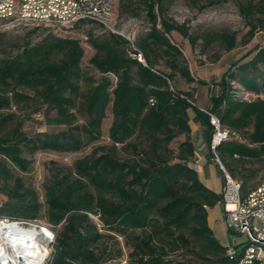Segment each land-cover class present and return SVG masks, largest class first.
<instances>
[{
	"label": "trees",
	"instance_id": "obj_1",
	"mask_svg": "<svg viewBox=\"0 0 264 264\" xmlns=\"http://www.w3.org/2000/svg\"><path fill=\"white\" fill-rule=\"evenodd\" d=\"M118 1L128 18L139 17L140 9L131 8L132 0ZM137 1L150 26L134 41L143 63L131 58L135 52L124 38L90 22L71 28L90 24L104 31L98 37L88 32L83 39L93 51L87 69L81 67L83 40L73 37L47 35L12 56L0 57V179L4 183L0 195L5 197L0 219L49 224L54 241L47 264H117L111 262L115 257L108 255L101 242L105 236L101 230L132 240L127 242L130 253L123 264H191L165 259L166 248L188 245L182 235H176L185 228L209 256L206 262L236 264L237 259L226 256L225 247L207 226V212L218 205L220 195L206 189L191 167L194 147L188 112L192 111L193 121L204 129L211 159L212 130L203 110L217 116L222 129L237 136L216 148L217 158L225 172L240 182L242 195L253 190L263 176L251 185L253 172L244 175L241 171L245 163L264 162V100L238 98L232 85L264 96V47L228 69L218 83L220 93L209 98L210 107L199 109L192 92L172 86L175 76L188 84L197 80L171 33L185 39L191 49L199 46L201 53L213 45L230 52L238 45L236 34L225 30L190 34L185 25L165 19L175 0ZM236 2L247 27L239 43L246 46L263 24L256 16L264 15V0ZM213 4L214 0H209L200 9ZM160 59L168 73L156 69ZM107 110L112 116L110 144L94 148L75 161L72 169L55 171L42 185L43 202L19 178L6 185L11 180L7 165L27 171L23 149L30 155L39 151L69 153L97 142ZM39 114L41 121L34 118ZM27 121L62 126L63 130L28 137L20 131ZM178 137L182 140L170 148ZM119 150L122 157H118ZM117 256L121 257L120 251Z\"/></svg>",
	"mask_w": 264,
	"mask_h": 264
},
{
	"label": "rangeland",
	"instance_id": "obj_2",
	"mask_svg": "<svg viewBox=\"0 0 264 264\" xmlns=\"http://www.w3.org/2000/svg\"><path fill=\"white\" fill-rule=\"evenodd\" d=\"M209 0H175L168 8L165 19L168 22H174L183 24L186 26L190 34H197L205 30H225L228 32H234L236 34L238 45L230 52H225L218 45H213L205 53L200 52V47L191 49L190 45L185 39H182L177 33H171V40L176 43L183 52L186 59L188 68L197 81H204L207 85H199L197 81L193 83H186L179 76H175L172 81V86L177 91H190L194 95L195 92L199 93L200 99H209L211 96L218 95L220 93L219 81L221 76L228 70L234 69L235 63H244L249 57L247 54L252 53L256 48L264 47V15L259 17L263 24L256 30L253 40L246 46L240 45L242 36L247 32V27L242 16L239 13L236 0H214V4L201 10L200 8L208 3ZM132 9H140V15L138 18H128L127 15L121 11L119 1L116 0L112 19L109 24L110 31L121 36L122 38L128 37L130 39L137 40L142 37L149 29V24L145 16V10L137 0L131 1ZM33 28H37L34 32H31ZM90 32L94 37H98L103 34V30L96 25H79L73 29H57L49 26H16V27H0V34L2 35L0 41V57L12 56L18 50H20L26 44H35L39 40L43 39L47 35H54L56 37H73L80 39L81 41ZM84 54L81 61L82 69L88 68V60L92 56L93 51L90 46L83 40L81 42ZM156 69L165 73L168 70L165 68L164 60L160 59ZM112 81L113 76H110ZM233 84V83H232ZM232 88L238 90L237 96L240 97V89L237 85H232ZM20 91V90H18ZM195 104V100L193 98ZM23 108V105L19 106ZM44 109V108H43ZM17 110V109H16ZM28 111V110H26ZM21 111L19 113H23ZM2 114V113H0ZM49 117H53L54 114L50 112ZM42 114L35 115L34 118L41 121ZM112 121L110 110H107L106 117L103 120L101 127V138L92 145L82 148L78 152H36L30 155L25 149L22 150L21 157L27 162V171L20 172L11 165H7L11 172V180L6 185H11L13 180L19 178L22 181L24 187H28L35 191L38 200L43 202V190L42 185L49 180L55 171L60 169H72L75 161L88 156L92 150L96 147H106L110 144L108 138V129ZM10 124L7 127L5 133L10 130ZM63 130L62 126L46 125L44 123L37 124L36 122H25L21 128V133L28 137L34 136L36 133L55 134ZM182 140V137L176 138L170 145V148H175L177 144ZM123 152L118 151V157H122ZM242 173L244 175L251 176L250 184L253 185L259 182L264 174V162L263 163H245L242 165ZM238 179V178H236ZM240 180V179H238ZM237 181V180H236ZM240 183L239 181H237ZM3 181L0 179V186L3 185ZM5 200L3 195H0V205ZM215 208H211L208 211V215L212 216L215 213ZM92 221L98 224L97 218L92 217ZM24 223V222H22ZM35 225L37 227H44L52 233V228L44 220H40L36 223H24ZM99 227V226H98ZM103 235L102 244L106 247L108 255L115 257L112 263H122L125 256L130 253V248L127 242H131V239H125L122 237L109 236L106 232L101 230ZM53 234V233H52ZM212 234L214 239L223 247L236 246L242 248L245 245V235H238L229 232L225 226L223 219H217L212 225ZM137 235L134 234L133 236ZM176 235H182V237L188 242L186 247L178 245L173 249H167V256L165 259L172 263H191V264H209L206 259H210L209 256L203 252L201 244L191 235L190 229L185 228L181 232H177ZM111 237V238H110ZM52 241V242H51ZM53 239L43 241L48 253L43 264H47L52 252ZM118 251L121 252V257H118Z\"/></svg>",
	"mask_w": 264,
	"mask_h": 264
},
{
	"label": "built area",
	"instance_id": "obj_3",
	"mask_svg": "<svg viewBox=\"0 0 264 264\" xmlns=\"http://www.w3.org/2000/svg\"><path fill=\"white\" fill-rule=\"evenodd\" d=\"M115 0H0V27L16 26H49L57 29H70L79 22H90L109 29ZM114 33L113 31H111ZM132 51L134 39L124 38ZM137 60L138 55L130 54ZM209 121L212 133L210 138V151L213 153V145H220L223 139H237L234 133L222 129L219 118L210 111L203 110ZM223 174L224 186L220 193L218 205L221 207L222 219L229 232L245 235L248 239V247H226V256L232 260L237 259L236 264H264V242L260 241L259 250H250V241L264 240V208L253 213V220L243 221L244 211L235 210V183L229 175L223 173V168L214 161ZM249 202L255 198H264V175L260 183L250 192ZM0 222L10 223L8 219H0ZM241 224H245L241 229ZM241 229V231H240ZM252 237V238H251ZM54 239V237H53Z\"/></svg>",
	"mask_w": 264,
	"mask_h": 264
},
{
	"label": "bare ground",
	"instance_id": "obj_4",
	"mask_svg": "<svg viewBox=\"0 0 264 264\" xmlns=\"http://www.w3.org/2000/svg\"><path fill=\"white\" fill-rule=\"evenodd\" d=\"M133 48L135 55H138V59L143 63L141 54L136 53V48ZM243 100L259 98L264 100L263 95L249 94L240 90V97ZM220 125V121H219ZM221 126V125H220ZM229 139H223L224 142ZM220 143V144H221ZM219 145H213V161L221 166L217 154L216 148ZM221 168H223L221 166ZM223 173L228 175L223 169ZM235 210L244 211L242 213L243 221L253 220V213H256L258 209L264 208V198H255L249 202V195H242L239 188V183H235ZM53 239V234L44 227H37L35 225L24 224L22 222L10 221V223L0 222V264H43L47 256V249L43 245V241H49ZM52 242V241H51ZM242 248L248 247V239H246L245 245ZM260 241H250V250H259ZM226 250V247H225Z\"/></svg>",
	"mask_w": 264,
	"mask_h": 264
},
{
	"label": "crops",
	"instance_id": "obj_5",
	"mask_svg": "<svg viewBox=\"0 0 264 264\" xmlns=\"http://www.w3.org/2000/svg\"><path fill=\"white\" fill-rule=\"evenodd\" d=\"M217 96V95H215ZM195 106L199 109L210 107L209 99H200L199 93L193 95ZM189 126L191 129V141L194 147V157L191 167L196 171L199 182L215 194L221 193L224 186V179L221 170L213 159L208 156L207 144L203 135V127L193 121L194 114L189 110ZM215 213L210 216L207 212V226L212 230L213 222L222 219V211L219 205L215 207ZM209 211V210H208Z\"/></svg>",
	"mask_w": 264,
	"mask_h": 264
},
{
	"label": "water",
	"instance_id": "obj_6",
	"mask_svg": "<svg viewBox=\"0 0 264 264\" xmlns=\"http://www.w3.org/2000/svg\"><path fill=\"white\" fill-rule=\"evenodd\" d=\"M246 227L247 228V226L245 225V224H241V229L243 228V227ZM241 229H240V231H241ZM247 230H248V228H247ZM248 232H249V230H248ZM249 234H250V232H249ZM250 236H251V234H250ZM252 238V237H251ZM252 239H254V240H257V241H262V242H264V240H258V239H255V238H252Z\"/></svg>",
	"mask_w": 264,
	"mask_h": 264
}]
</instances>
